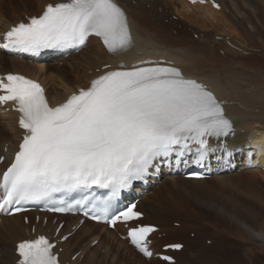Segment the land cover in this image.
Here are the masks:
<instances>
[{
  "label": "snow or ice",
  "instance_id": "1",
  "mask_svg": "<svg viewBox=\"0 0 264 264\" xmlns=\"http://www.w3.org/2000/svg\"><path fill=\"white\" fill-rule=\"evenodd\" d=\"M91 36L113 55L131 48L128 16L118 0L48 3L41 14L6 31L0 48L36 55L44 49H79ZM141 65L152 66L105 64L106 70L87 87L56 105L49 104L38 82L12 73L0 77V105L12 102L23 129L19 150L0 176V211L19 212L24 202L51 200L57 193L92 186L117 195L173 155L179 162L194 145L193 162L202 163L212 150L209 138L220 140L233 132L222 102L206 85L159 61ZM135 207L111 217L92 212L90 218L114 225L121 218H139L142 214ZM49 210L67 212L72 205ZM154 231L141 225L130 228L128 237L151 256L148 237ZM53 248L42 235L21 241L16 264H58Z\"/></svg>",
  "mask_w": 264,
  "mask_h": 264
},
{
  "label": "rangeland",
  "instance_id": "2",
  "mask_svg": "<svg viewBox=\"0 0 264 264\" xmlns=\"http://www.w3.org/2000/svg\"><path fill=\"white\" fill-rule=\"evenodd\" d=\"M143 1L145 2V0ZM146 1L149 3L147 4L146 2V6H144V2L141 1L140 3L143 7H145V9H147L148 12H150L151 20L149 19V22H152L151 26L153 27L156 23L163 27V30L161 29L162 33L158 31V35H162V42H166L167 46L172 49L181 47V50H184L185 54V46L190 48L193 46L197 48V46L203 45L202 47L204 48H210L207 43H209V45L214 44V54L221 58L220 59L217 56L218 60H222L225 63L224 66L222 65V62H216V64L211 62L210 64L208 61H204L203 64V60H200L199 56H197V60L195 59L196 67L194 68H198L199 72L206 73L207 77H213L217 83H220L226 88V80L230 81L229 78L232 76L233 81L236 82L232 85V89L234 88L232 92H234V94L236 93V96L240 95V88L243 85V83H241V85L237 82V75H240L238 79L249 82L251 85L249 86L251 88L254 86L252 89H255L256 87L257 91L258 89L259 91L262 88L264 89V84H260L264 83V25L260 22H264V8H262L261 11L259 10V16L253 17L252 15L246 14V18L242 20L233 16L227 17L223 15L226 19L232 18L228 30L226 24H223L220 21L211 22L207 25H201L200 21L190 23L185 20L181 15L184 14L182 12L181 3L184 0ZM222 1L223 3L226 2V0ZM12 2L13 0H0V6L2 10L6 12L5 16L8 14V16H11L12 18L11 21L14 22L17 16L19 17L20 15H24L25 11L23 7L24 4L27 6V0H19L18 2L20 4L18 3L16 5V9L9 4H12ZM33 2L34 1H32V3ZM132 5H134V2ZM254 9L256 10V7ZM28 12L32 11L29 9ZM0 19H2L0 20L1 28L7 21L3 17H0ZM153 19H156L155 23L152 21ZM250 26L257 30L259 35L255 34V30H252ZM142 34H145L144 36H146V32ZM142 34L140 36H142ZM178 41L180 43L179 45H176ZM227 42L237 48L247 50V53L249 54L241 55L236 51L231 50L226 45ZM170 43H172L171 46ZM181 43L182 45L180 46ZM196 52L198 51L196 50ZM223 53H225L224 56L228 58L227 60L223 59ZM3 58L5 57L0 56V63L3 61ZM8 59H10V61L7 65L11 64V62L15 63L17 65L15 70H17V72L35 73L32 65L24 64V60H18L10 56H8ZM14 60L23 61V63H16ZM82 60V58H79V61ZM79 61L70 59L54 63L52 62L49 63V65L54 69L53 71L62 72L63 75L67 77V80L69 79L68 81H74L75 76L77 75L90 77L92 73L87 70L85 66L86 63H82V65H80L81 63ZM197 61L200 63V68L197 66ZM184 66L188 68V66ZM192 66H194V64ZM225 69L228 71H224ZM4 70L5 69L0 66V73ZM7 70L13 71L14 69L9 67ZM96 71L97 70H95V72ZM235 76L237 78H235ZM251 79L254 81L253 85L251 84ZM84 82L86 81L84 80ZM45 84H47L50 98L62 99L64 97V90L59 85L56 83L53 84V82L50 81H46ZM235 85L240 86V88L236 86L235 89ZM243 88L246 89L249 87H247V84L244 83ZM262 93L264 95V91ZM244 96H246V94H244ZM247 97L246 101L248 103L244 100L245 98L238 100L241 106L245 108L243 102H246L247 107L249 106L248 109L255 110L257 108L255 111H264V99H262V102H258L260 100L256 101L255 99H252L251 97V99H249L248 97V99L251 100L250 104ZM255 101L257 104H255ZM237 107L241 108L239 106ZM262 113L264 114V112ZM259 118L260 116L256 119L254 118V120L249 117L247 119L261 122ZM11 119L3 117V115L0 114V126L8 131L6 132V136L0 135V151L3 154L8 149L9 140L16 138V128H14L15 120L12 119V122ZM263 120L264 119L262 118L261 123H264ZM243 158L244 154L240 161H244L245 159ZM244 165L240 166L241 168L234 170V172L228 173L227 177L224 179H218V177H216L217 179L213 177V179L211 177L210 179L196 183L186 182L180 177H177L178 180L176 182H171L169 187L166 183L171 181L172 178L164 177L162 178L160 184L152 186L147 196L144 197L146 200L144 201V199H142V202L144 203L141 205L149 211L150 214H155V216H158L159 219H161V222L158 223L157 221V225H160L161 227L166 226L167 229H170V231L167 232V236L160 237V235H158V237H156L157 242L154 240L157 250L160 251V246L163 244L180 242L185 246L184 254L180 256V264H187L186 262L192 260L193 256L200 255H224V257L227 258L225 264H264V172H262V168L256 169L248 165L244 167ZM17 221L20 225L25 226L21 219L18 218ZM71 221L74 222L75 220L72 219ZM175 224L180 226L177 227ZM50 225L53 224L50 223ZM82 228H84V226ZM82 228L64 243H67L68 248L61 252L62 254L67 252V250H70L71 255H69L70 257L68 256V260L71 263L75 261H77L78 264L160 263H158L157 259H154L155 261L153 263L148 261L140 263L137 261L138 258L137 260L133 258L135 257L133 255L135 253L133 252V254H128L127 257L122 260L116 256V253L113 250L106 248L107 246H104L102 241H99L97 245L90 246L89 244L94 240V236H92L93 234L89 232H83ZM25 229L26 228H21L22 235L25 233L27 234ZM96 231L98 232V230ZM101 232L103 233V231ZM105 236L106 235L103 233L102 239ZM152 238L155 237L152 236ZM207 242L210 243L208 244ZM12 248L13 242L12 244H9V241L0 239V264H5L8 254H4L12 252ZM78 251H82L83 253L75 258V261L72 260V254ZM127 251L128 250H123L122 253H126ZM177 257L179 258V256ZM200 264H202L201 261Z\"/></svg>",
  "mask_w": 264,
  "mask_h": 264
},
{
  "label": "bare ground",
  "instance_id": "3",
  "mask_svg": "<svg viewBox=\"0 0 264 264\" xmlns=\"http://www.w3.org/2000/svg\"><path fill=\"white\" fill-rule=\"evenodd\" d=\"M18 1L19 0H13L12 4L11 3H9V4L12 5L14 7V9H16V5L19 3ZM32 1H34V2L32 3ZM57 1L58 0H27V3H26L27 6H25V4H24V7H23L24 11H25L24 14L37 16L40 13H42L45 4L55 3ZM133 1L135 2L134 5H132V3H131ZM141 1L144 2L143 0H118L121 7L125 10V12L128 16V22H129V26L131 29L132 46L129 50H127L126 52H122L118 55H113L111 53L108 54L107 49H105V47L97 39L90 38L88 40L85 48L80 53H78L77 55L69 57L67 60L71 59L74 61L75 60L79 61V58H82L83 60L79 61L81 63V64L80 63L79 64L82 65V63L83 64L86 63L85 66H86L87 70L90 71L92 74L95 73V70L99 69V71H100L102 69V67H104L105 64H109L113 68H115L116 66H118L121 63L125 67H132L133 65L152 66V65H141V61H159L162 64H164V66L167 64L168 65H175L176 67L181 69V71L184 73V75L186 77L194 78V79L198 80L199 82L203 83L204 85H206L207 88L215 94L217 99L222 102V106L225 110L226 117L229 120H231L233 123V132L229 136L222 137V138H220V140H217L215 138H211L210 145H211L212 150L209 151V153L207 154V156L204 160L211 159L210 158L211 154L215 155V161L212 165L216 169V173H215L214 177L215 178L218 177V179L226 178L228 173H230L232 170L231 169L232 168L231 162L239 163L240 159H242L243 154L245 156V160H244V163L240 164V166L245 164L244 167L246 165H248V166H251V167L256 168V169L257 168L260 169V168L264 167V123H261L262 118L264 119V114L262 113L264 111H262V112H259L260 110L255 111L257 108L255 110L248 109L249 106L247 107V105H246V102H247L246 97L248 95H249L248 96L249 99L252 98V99H255L256 101L260 100L258 102H262V99H264V95L262 93L264 91V89L262 88L263 90L260 89V91H259V89L257 91V89H256L257 87L255 88L256 90L252 89L254 86L251 88L250 87L251 85L249 82L242 81V79H238L240 75H237L238 78L235 76V78H237V82H239L240 84L243 83V85L245 83V84H247V87H249V88L244 89L242 84H241L242 85L241 88H240V86L235 85L234 86L235 89H236V86L241 89V92L239 91L240 89L238 90L240 92V95L236 96V93L234 94V92H232V90H234V88L232 89V87H233L232 85L236 83L233 81L232 76L229 78L230 81L226 80V84H225L227 86V88H226V87L222 86L220 83H217L213 79V77L212 78L207 77L206 73L199 72L198 68H194V67H196V60H197L196 57L197 56H199L200 60H203V64H204V61L205 62L208 61L210 64H211V62L213 64H216V62L217 63L222 62V65L224 66L225 63L222 60L221 61L218 60V58H217L218 55L216 56L214 54V44L209 45V43H207V45L210 46L211 49L208 47H207L208 49L206 47L204 48V47H202L203 45L197 46V48H195L193 46H191V48H190V47H187L184 45L185 46V54H184V50L183 51L181 50V47L172 49L171 47L166 45V42H162V39H161L162 35H158L159 34L158 31H160L162 33L163 27L155 23L156 19L152 20V21H154L155 24L153 27L151 26L152 22L151 21L149 22V19L151 20L150 12H148L147 9H145V7L142 6V4L140 3ZM216 1H218V3H219V7H220L219 10L212 9L209 4H207V5H198V4L190 5L184 0L181 2L182 3V12L184 14H181V15L188 22L196 23V22L200 21L201 25H207V24H210L211 22L220 21L223 24H226V27L229 30V25L231 24L232 18L226 19L225 16H227V17L233 16L235 18L242 20V19L246 18V14L252 15L253 17L259 16L261 9L264 8V5H263L264 0H226L225 3H223L222 0H216ZM146 2L147 1L145 0L144 6H146L145 5ZM147 4H149V3L147 2ZM253 7L254 8L256 7V10ZM29 9L32 12H28ZM150 9H152V8H150ZM5 14H6V12H4L0 6V17L5 18L7 23H13V21H11L12 20L11 16H8V14L5 16ZM223 15H225V16H223ZM22 16L20 15L19 17L18 16L17 17L21 18ZM17 17L14 20V22L18 19ZM0 20H2V19H0ZM260 22H261V24L264 25V22H262V21H260ZM256 23H258V22H256ZM250 28L252 30H255L251 26H250ZM145 32H146V36H144L145 34L144 35L142 34ZM254 32H255V34H258L257 30H255ZM141 34L143 37L140 36ZM216 40H218V39H216ZM201 42H199V43L202 44ZM179 43L180 42L178 41V43H176V45H179ZM182 43L180 44V46L182 45ZM168 44H169V42H168ZM171 45H172V43H170V46ZM226 45L231 50H234L241 55H248L249 54V53H247V50H244L243 48H237L236 46L232 45L229 42H227ZM194 50H195V52H196V50L198 52L195 53ZM87 51H88V53H87ZM220 52H219V54L221 55L222 52L221 53ZM224 55H225V53L222 54V56L224 57L223 59L227 60L228 58L225 57ZM0 56L5 57V58H3V61L1 62L5 67L0 63V66L3 69H5L4 72H2V73H13V72L17 71V70H15L17 68V65L15 63L11 62V64L7 65V63L10 61V59H8V55L0 54ZM237 56H238V54H237ZM193 61H195V62H193ZM15 62L16 63H23V61L22 62L21 61H15ZM197 63H198L197 66L199 67V65H200L199 61H197ZM24 64L32 65L35 73L34 72H31V73L19 72V71L17 73H21L24 75L26 74V75L32 77L33 79L39 80L46 89V96L49 99L50 104H53L52 102H54V103L60 102L61 99L50 98L49 93H48L47 84H45L46 81H50V82H53V84L56 83L57 85H59L64 90V93H65L64 96H66L67 94H71L73 92V90L75 92L78 88L88 86L87 82L90 81V77L78 76V75L75 76L74 81H68L69 79L67 80V77H65L62 72L53 71L54 69L49 64L31 63L29 61L24 62ZM193 64H194V66H192ZM11 65H13V66H11ZM184 65L188 66V68L185 67ZM218 65H220V64H218ZM222 65H220V66H222ZM9 67H12L14 69L13 72L7 70V69H9ZM201 68H202V66H201ZM224 71H228V70L225 69ZM50 73H51V75H50ZM101 73L102 72H100V74ZM54 74H56V75H54ZM231 79H232V81H231ZM84 80L86 82H84ZM238 80H240V81H238ZM258 82H259V80H258ZM251 84L252 85L254 84L253 80H252ZM260 84L262 85L264 83H260ZM238 91H236V92H238ZM244 94H246V96H244ZM248 97H247V100H249ZM240 99H244L246 101V102H243L244 103L243 105H245V108L243 106H241L240 102L238 101ZM253 101H252V103L254 104ZM256 101H255V104H257ZM249 103L251 104V100H249ZM237 106H239L241 108H238ZM3 116L8 117L10 119L12 118L15 121L17 120V114H15L13 112H9L7 115H3ZM259 116L261 118V119L259 118V120H261V122H257L256 120L253 121L254 118L256 119ZM248 117L253 118V120L251 121V120L247 119ZM235 120H237L239 123L235 124L234 123ZM12 122H13V120H12ZM16 130H17V127H16ZM6 132H8V131H6L5 129H3L0 126V135L6 136V134H7ZM15 135H16V138H14L13 140H9L10 141L9 142V144H10L9 148L10 149H12L14 147L13 145L18 143L17 142L18 130L15 131ZM220 158H221V160H220ZM209 170L211 171L212 169L210 168ZM177 180H178L177 177L172 178L171 181H168L166 184H168V186L170 187V183L176 182ZM186 182H196L197 183L200 181L189 180ZM151 187L148 188V192L150 191ZM148 192L146 194H148ZM142 199H144V201L146 200L144 197ZM137 208L141 212L144 213V217L139 222L134 223L133 226H135L137 224H140V225H156L160 228V231L157 234H154L152 236H154L156 238L158 235H160V236H167L168 235L167 232L170 231V229H167L166 226L161 227L160 225L156 224L157 221H158V223L161 222V219H159L158 216H155V214L154 215L150 214V212L147 211L141 205V203L137 206ZM18 218H20V217L15 216V217H11V218L0 219V239L4 240V241H9V244H12V242H13V246H14V244H16V242L21 241L22 239L25 238V237H23V235L21 233V228L24 229V227L18 223V221H17ZM31 219H32V217H31ZM62 219L70 220L73 218L62 217ZM31 225H33L32 220H30L29 226H31ZM83 226H84V228H82L83 232H89V233L93 234L92 236H94V237H100V240L102 239V236L100 233H102L101 231H103V233L106 236L101 240L102 244L104 246H107L106 248L113 250L116 253V256H118L120 259L124 260L128 254L131 255V253L133 252L136 254L135 255L132 253L135 256L133 258H135V260H137V258H138V260H137L138 262L144 263L143 261H145V260L142 259V257L132 247L128 246L126 244V241L118 239V237L113 232L106 231V230L102 229V226L92 224L89 222H85ZM68 227L70 228L71 224L68 225ZM118 229H120V227H118ZM53 230H54V227L52 228L51 225L47 226L46 228H42V229L39 228V231L52 232ZM96 230H98V232ZM260 237H262V236H260ZM155 238H153V240ZM155 242H157V239H155ZM171 244H180V242H170V243L163 244L160 247H163L166 245H171ZM59 248H63V250L67 249L68 248L67 243L63 244V245H59L58 249ZM153 249L156 250V253H159L155 244L153 245ZM11 250H12V252H7L4 254V255L8 254V258L5 261V264H13V262H14L15 246ZM123 250H128V251L126 253H124V252L122 253ZM184 251H185V246H183V248L180 250V252H177L174 254L176 256L175 264H180V256L182 254H184ZM203 254H205V253H203ZM229 254H231V253H229ZM69 255H71L70 250H67V252L60 255V258L63 262H66L68 260ZM177 256H179V258ZM154 261L155 260H153V258H151L149 260V262H152V263ZM200 261L202 262V264H225L227 261V258H225L224 255H217V256L200 255V256H193V259L190 260L189 262H186V263L187 264H200ZM70 264H78V262L77 261H75L74 263L70 262ZM159 264H166V263H159Z\"/></svg>",
  "mask_w": 264,
  "mask_h": 264
},
{
  "label": "water",
  "instance_id": "4",
  "mask_svg": "<svg viewBox=\"0 0 264 264\" xmlns=\"http://www.w3.org/2000/svg\"><path fill=\"white\" fill-rule=\"evenodd\" d=\"M235 124H238L239 122L237 121V120H235V122H234Z\"/></svg>",
  "mask_w": 264,
  "mask_h": 264
}]
</instances>
